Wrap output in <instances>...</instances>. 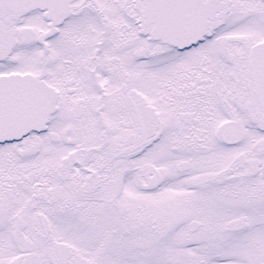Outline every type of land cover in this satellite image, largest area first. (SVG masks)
I'll use <instances>...</instances> for the list:
<instances>
[{
  "label": "snow or ice",
  "instance_id": "obj_1",
  "mask_svg": "<svg viewBox=\"0 0 264 264\" xmlns=\"http://www.w3.org/2000/svg\"><path fill=\"white\" fill-rule=\"evenodd\" d=\"M0 264H264V0H0Z\"/></svg>",
  "mask_w": 264,
  "mask_h": 264
}]
</instances>
